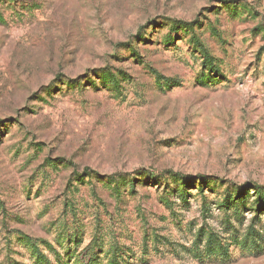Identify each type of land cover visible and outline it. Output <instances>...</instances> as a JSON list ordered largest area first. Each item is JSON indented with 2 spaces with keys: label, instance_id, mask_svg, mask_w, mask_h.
Returning <instances> with one entry per match:
<instances>
[{
  "label": "rangeland",
  "instance_id": "374dc122",
  "mask_svg": "<svg viewBox=\"0 0 264 264\" xmlns=\"http://www.w3.org/2000/svg\"><path fill=\"white\" fill-rule=\"evenodd\" d=\"M0 264H264V0H0Z\"/></svg>",
  "mask_w": 264,
  "mask_h": 264
},
{
  "label": "trees",
  "instance_id": "16d2710c",
  "mask_svg": "<svg viewBox=\"0 0 264 264\" xmlns=\"http://www.w3.org/2000/svg\"><path fill=\"white\" fill-rule=\"evenodd\" d=\"M188 27L186 26L184 29H187ZM189 30H191V26L188 28ZM132 186H134L133 184H132ZM131 186V187H132ZM227 188H229L228 186H226ZM261 188H263L262 186L261 187H259V188H257V191H262L261 190ZM235 191H237V189L235 188Z\"/></svg>",
  "mask_w": 264,
  "mask_h": 264
}]
</instances>
